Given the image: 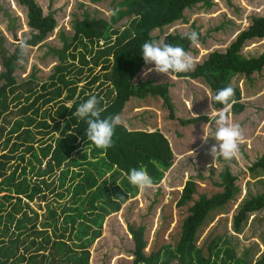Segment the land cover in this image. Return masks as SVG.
<instances>
[{
  "label": "trees",
  "instance_id": "trees-1",
  "mask_svg": "<svg viewBox=\"0 0 264 264\" xmlns=\"http://www.w3.org/2000/svg\"><path fill=\"white\" fill-rule=\"evenodd\" d=\"M17 1L26 8V24L31 32L28 43L36 46L53 32L57 20L52 12L44 14L36 0ZM212 2L117 0L116 14H110L109 20L87 12H83L81 18L74 17L72 33L60 32L61 45L52 48L59 63L40 84L39 93L33 88L38 83L28 88L29 94L18 113H14L15 119L10 118L13 113L10 104L16 100L14 105L21 104L20 96L14 94L19 86L14 75L19 51L16 45L12 52H7L3 44L5 37L0 32L3 67L0 71L3 80L0 84V193H3L0 197V264H89V248L101 236L105 218L119 211L121 204L138 193V188L127 179L131 169L145 168L153 184H159L173 165L170 143L159 128L130 129L122 124L115 130L114 146L105 152L87 141L86 122L73 113L91 95H96L100 101L103 117L120 115L132 97L150 96L160 97L168 110V118L174 119L168 83H154L149 79L134 82L146 65L141 46L145 41L159 40L189 51L192 44L185 38L187 33L196 31L199 41L204 40L198 26L193 25L186 33H168L162 39L152 32L182 19L185 9L197 4L207 8ZM123 18H127L129 27L114 28ZM262 39L264 14L252 16L251 23L240 30L223 51L214 49L202 62L196 63L192 71L173 75L202 79L212 93L214 110L224 109L214 100L217 91L231 86L235 90V104L229 111L240 114L246 103L235 79H248L264 71V51L244 55L242 49L247 42ZM98 42L104 45L102 49L98 48ZM76 60L80 62L78 66L74 65ZM82 80L86 81L79 87ZM32 81L36 79L33 77ZM33 95L35 97L27 102ZM200 121L208 122L209 118L196 115L180 119L179 123L185 126ZM56 132L59 136L54 137ZM79 150L77 156L72 157ZM43 162L45 167L41 168ZM256 169L264 171V154L250 167L252 171ZM107 174L106 179L98 181ZM220 177L221 191L211 195L201 193L196 200H193L196 182L192 178L185 181L176 204L178 207L192 204L174 245H163L146 254L145 226L128 224L133 240L132 264H219V260L224 264L221 255H229L230 249L223 248L227 244L223 236L207 244V254L194 243L210 211L223 207L239 190L234 183L236 176L227 167ZM49 193L55 194L56 202L64 197L68 201L59 202L54 208L48 205L46 217L39 221V214L29 203L37 197L45 200ZM263 208L264 192L245 200L233 216L234 231L241 229L249 213ZM253 264H264V255Z\"/></svg>",
  "mask_w": 264,
  "mask_h": 264
},
{
  "label": "rangeland",
  "instance_id": "rangeland-1",
  "mask_svg": "<svg viewBox=\"0 0 264 264\" xmlns=\"http://www.w3.org/2000/svg\"><path fill=\"white\" fill-rule=\"evenodd\" d=\"M36 1L42 7L44 14L48 12L54 14L57 26L43 42L31 46L23 64L18 63L14 75L19 86L14 94L20 96L21 104L14 105L17 100L10 104L13 112L10 114L11 119H15L14 113H18L22 103L25 102V96L29 94L28 88L38 83V86L33 88L39 93L40 84L51 74L53 66L59 63L52 48L60 47V32L72 33L73 18H81L83 12L109 20L117 2V0H101L97 3H92L90 0ZM212 1V5L207 8L197 4L185 9L182 19L163 27L161 31L155 29L152 34L159 35L162 39L168 33H186L191 31L193 25L198 26L204 40L192 44L187 51L194 58L196 65L202 62L210 51L214 49L223 51L235 35L251 23L252 16L264 14V0ZM126 21L127 18H123L113 27L121 26V30L129 27ZM26 22V8L19 5L17 0H0V32L5 37L3 44L7 52L13 51L18 39L30 37V28ZM103 47L102 42H98V48ZM263 51L264 39L247 42L242 49L244 55H257ZM79 63L76 60L74 65L78 66ZM147 67L154 65H144L134 82L149 79L154 83H168L169 96L174 105V119L168 118V110L160 97L150 96L145 99L132 97L119 116L122 124L130 129L159 128L170 143L173 165L165 172L159 184H153V187L146 191L138 189L134 197L121 204L119 211L105 218L101 236L89 248V264H132L133 256L130 251L133 248V240L128 231L130 223L135 226H145L146 254L156 251L163 245H174L179 237L182 221L188 214V207L192 204L189 202L180 207L176 204L185 181L192 178L196 182L193 200H196L201 193L211 195L223 189L220 184V173L225 167L236 176L234 183L239 190L223 207L210 211L199 227L194 243L197 247H202L207 254V244L215 237L223 236L227 240L223 248L230 249L229 255L225 253L221 255L224 264H253L264 255V208L249 213L238 232L233 229V216L245 200L264 192V171L250 170L252 164L264 154V71L260 74L254 73L248 79L243 77L235 79L241 86L243 102L246 103L245 109L237 115L230 113L228 109L227 116L230 123L240 125L244 140L240 143L238 157L225 161L219 154H216L215 158L210 154L211 147L216 143L213 138L217 129L215 121L222 110H214L211 104L212 93L204 81L177 77L173 74L167 77L155 72L145 77L143 72ZM2 70L0 58V71ZM98 70L99 66L94 71ZM33 77L36 79L34 82ZM85 81L82 80L78 84L79 87ZM2 82L3 80L0 79V84ZM96 85L97 83L94 86ZM33 97L35 96L33 95L27 102ZM196 115H206L209 121L185 126L179 123L180 119H188ZM17 117L20 115L18 114ZM204 133L209 137L207 143L201 139ZM57 136H59L58 132L54 134V137ZM80 151L74 152L72 157H76ZM43 167H45L44 162L41 165V168ZM107 177L108 174L100 177L98 181ZM1 195L3 193H0V197ZM67 201L68 198L64 197L56 202L55 194L49 193L45 200L37 197L29 204L39 214L38 220L42 221L48 213V205L54 208L59 202L63 204ZM8 208L9 205L6 210ZM7 236L4 237L5 240Z\"/></svg>",
  "mask_w": 264,
  "mask_h": 264
},
{
  "label": "clouds",
  "instance_id": "clouds-1",
  "mask_svg": "<svg viewBox=\"0 0 264 264\" xmlns=\"http://www.w3.org/2000/svg\"><path fill=\"white\" fill-rule=\"evenodd\" d=\"M112 15L116 14L113 10ZM191 44L199 41V33L191 31L186 34ZM19 55L17 63L23 64L25 58L28 57L31 45L27 38H20L17 41ZM141 55L146 65H154L147 67L143 75L147 77L150 73L166 75L187 73L194 69V58L186 52L182 47L174 46L164 41L149 40L145 41L141 46ZM235 90L231 86H226L217 91L214 96L216 103L222 104L224 110L218 113L215 121L217 129L213 138L216 143L211 147L210 154L215 158L216 154L223 157L225 161H231L238 157L240 143L244 140V134L240 125L230 123L227 111L235 104ZM100 101L96 95H91L85 102L79 105L73 116L81 121L86 122L87 141L91 142L96 148L105 152L114 146L113 137L118 126L122 125L119 115L103 117ZM208 136L204 135L201 139L207 143ZM215 163V159H214ZM212 166V165H210ZM129 183L141 191H146L153 187V179L145 168H132L127 176Z\"/></svg>",
  "mask_w": 264,
  "mask_h": 264
},
{
  "label": "crops",
  "instance_id": "crops-1",
  "mask_svg": "<svg viewBox=\"0 0 264 264\" xmlns=\"http://www.w3.org/2000/svg\"><path fill=\"white\" fill-rule=\"evenodd\" d=\"M154 130V129H153ZM150 131H152V130H150Z\"/></svg>",
  "mask_w": 264,
  "mask_h": 264
}]
</instances>
